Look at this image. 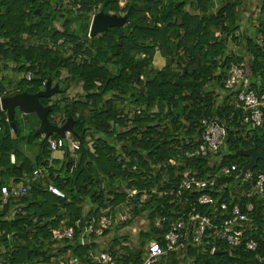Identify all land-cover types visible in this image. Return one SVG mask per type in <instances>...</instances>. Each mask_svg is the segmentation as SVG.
I'll use <instances>...</instances> for the list:
<instances>
[{"label":"trees","instance_id":"obj_1","mask_svg":"<svg viewBox=\"0 0 264 264\" xmlns=\"http://www.w3.org/2000/svg\"><path fill=\"white\" fill-rule=\"evenodd\" d=\"M121 1L0 0V97L34 95L52 82L56 104L41 102L52 107L53 124L73 121L80 145L51 150L59 134L38 135L37 117L35 124L19 110L13 128L0 104V262L99 264L94 257L108 253L116 264H143L152 244L198 212L211 221L202 240L191 228L186 247L156 264H264V194L254 190L264 160L241 178L251 161L243 152L264 149V129L237 108L240 86L226 87L241 66L251 89L264 93V0H256V25L246 21L252 0ZM99 13L123 23L92 36ZM77 86L82 92L67 96ZM213 118L225 143L197 156L202 121ZM186 176L216 184L183 189ZM21 186L26 195L4 202L3 188ZM206 194L215 204L199 203ZM236 207L248 220L236 225L243 235L232 246L222 226ZM102 217L110 222L103 229ZM67 229L71 239L54 237Z\"/></svg>","mask_w":264,"mask_h":264},{"label":"built area","instance_id":"obj_2","mask_svg":"<svg viewBox=\"0 0 264 264\" xmlns=\"http://www.w3.org/2000/svg\"><path fill=\"white\" fill-rule=\"evenodd\" d=\"M237 86H240V90L236 99V106L237 108L243 109L248 114L245 122L251 123L253 127L264 129V93H258L257 91L251 89L250 80L246 76V71L241 66L233 68L230 79L226 85V87L230 90L236 88ZM2 99L3 98L0 97V104ZM202 124L206 128L204 144L196 150L194 154L197 156H207L209 152L217 153L225 143L227 136L226 129L221 125L220 119L218 118L204 119ZM49 142L51 150L53 151H57L66 146H70L72 150H79L80 148L79 143L73 139L71 133H68L64 139L50 140ZM231 171H236V166H233L230 170H225L224 173L229 174ZM39 174L40 173L38 172L36 173V175ZM251 177L252 175L247 173L246 179ZM215 184L216 178L202 180L194 176H186L183 179L181 188L208 190L214 188ZM254 190L259 194H264V175L258 176ZM50 192L59 197H64V194L55 187H51ZM26 193L27 188L22 186L14 188L13 190L3 188L4 202H6L10 196L18 198L26 195ZM145 198L146 197L143 199ZM214 202L213 196L209 194H206L199 199V203L203 205L215 204ZM221 209L227 210V205L222 203ZM247 210L252 212L253 206L248 205ZM247 220L248 216L244 214L239 207H236L233 211L232 217L223 222V237L232 246H238V238L243 235L242 231L237 230L236 225ZM187 222L180 221L174 224L173 229L167 232L163 245L159 243L152 244L149 247V252L143 264H156L162 256L185 248L191 234V228H193L192 237L194 241L196 243L200 242L204 236L205 230L211 225L210 219L198 212H195ZM109 223L110 222L106 217H102L100 219V224L102 226L101 229L106 228ZM93 224H97L96 220H93L91 225ZM90 230L92 231L93 229ZM73 235V229L54 231V237L56 239H71ZM247 249L249 251L256 252L258 244L255 241H249L247 243ZM94 259L99 262V264H116L114 258L108 253H102L99 256L94 257ZM0 264L2 263L0 262Z\"/></svg>","mask_w":264,"mask_h":264},{"label":"water","instance_id":"obj_3","mask_svg":"<svg viewBox=\"0 0 264 264\" xmlns=\"http://www.w3.org/2000/svg\"><path fill=\"white\" fill-rule=\"evenodd\" d=\"M38 14V12H37ZM123 20L116 15H108L99 13L93 18L90 34L92 36L105 31L108 27L119 26ZM82 45V43H80ZM59 92V87H53L52 82H48L45 89L37 94H28L27 92L19 93L12 97H5L1 101V108L8 114L9 122L13 128H16L15 118L17 110L24 115H36L40 120V126L37 130L38 135L51 136L53 133L65 137L68 133H73V121L69 120L66 124L58 126L53 124L49 115L52 111L51 106H44L41 102L43 98H51ZM245 155L251 157L250 163L244 168L242 177L246 178L248 171L254 170L259 160H264V149L258 151L256 149L243 152Z\"/></svg>","mask_w":264,"mask_h":264},{"label":"rangeland","instance_id":"obj_4","mask_svg":"<svg viewBox=\"0 0 264 264\" xmlns=\"http://www.w3.org/2000/svg\"><path fill=\"white\" fill-rule=\"evenodd\" d=\"M125 2H126V0H122V1H121V5L123 6V5L125 4ZM256 8H257V2H256V0H252V1H251V10H252V11H251V12L248 11V13H247V14H248V16H247L248 19H246L247 24L250 23V25H251L252 22H254V25L258 24L257 21L255 20V17H257V14H258ZM255 11H256V12H255ZM251 15H252V17H251ZM93 18H94V17H93ZM56 26H57V28H61L59 24H57ZM90 35H91V34H90ZM156 63H157L156 65H157L158 67H161V66L164 64V61H163V59H161V60L159 59V60L156 61ZM10 66L13 67L14 65H13V64H10ZM10 73H11V72L7 71V72H5L4 74H6V75H7V74L10 75ZM79 92H82V90H81V87H80V86H77V87H74L73 90L70 91V92L68 93L67 96H70V98H71V97L76 96V94L79 93ZM57 99H58V98H57ZM56 101H57V100H55L54 98H53V99L51 98V99H50V104L54 105V104H56ZM19 113H20V112H18V114H19ZM24 116H25V118H27V119L30 120V121H33V120H34V123L37 124V122L35 121V120H36V118H35L36 115H24ZM36 117H37V116H36ZM37 119L39 120V118H37ZM35 124H34V126H35ZM58 125L61 126L62 123L59 122ZM39 126H40V120H39ZM39 126H38V128H39ZM41 136H43L44 138L47 137V136H45V135H41ZM65 137H66V136H65ZM65 137H64V138H65ZM64 138L62 137V138H59V139H64ZM59 139H58V140H59ZM50 140H55V139H50Z\"/></svg>","mask_w":264,"mask_h":264},{"label":"crops","instance_id":"obj_5","mask_svg":"<svg viewBox=\"0 0 264 264\" xmlns=\"http://www.w3.org/2000/svg\"><path fill=\"white\" fill-rule=\"evenodd\" d=\"M20 119L24 120L23 116H21ZM25 124H26V121L24 123H22V129H23L24 135L27 134V127L25 126ZM28 153L34 157L37 154V148L35 147L32 150L30 148H28Z\"/></svg>","mask_w":264,"mask_h":264}]
</instances>
